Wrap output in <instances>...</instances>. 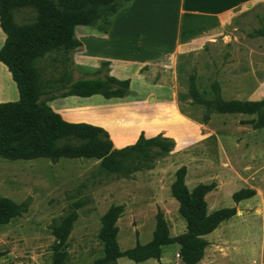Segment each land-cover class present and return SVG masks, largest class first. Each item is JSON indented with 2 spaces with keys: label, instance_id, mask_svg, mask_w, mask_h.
Returning a JSON list of instances; mask_svg holds the SVG:
<instances>
[{
  "label": "rangeland",
  "instance_id": "obj_1",
  "mask_svg": "<svg viewBox=\"0 0 264 264\" xmlns=\"http://www.w3.org/2000/svg\"><path fill=\"white\" fill-rule=\"evenodd\" d=\"M47 1L61 10L68 0ZM41 2L45 0H19L12 8L15 23H35ZM125 3L113 0L99 10L91 26L109 28L114 11ZM263 25L264 2L238 10L218 33L175 55L172 67H143L147 81L155 84L147 96L107 104L91 98L94 102L89 107L95 111L90 119L108 130L115 145L132 142L141 131L146 137L161 133L175 140L174 149L151 169L125 178L100 170L101 158L96 157L0 156V196L24 207L21 215L0 224V264H52L56 247L67 253L63 264H93L103 256L98 234L101 217L111 206L121 207L116 220L121 250L152 238L158 209L168 221L171 236L184 233L186 222L170 190L175 171L182 165L187 168L185 184L190 190L199 183L214 184L205 194L208 211L236 208L233 217L205 235L209 244L198 264H264V125L255 124L259 114L214 112L202 123L203 106L189 96L182 102L177 96L178 91L188 93L191 76L197 91L208 97L215 95L214 82L225 101L251 100L260 86L264 95V36L254 33ZM180 54L186 55L180 59L182 71L178 70ZM34 67L41 81L48 82L46 89L58 87L59 78L81 76L73 63L55 52L36 59ZM9 97L0 88V100ZM242 188L256 193L234 202L232 194ZM65 227L68 232L61 241L59 234ZM178 251L179 245L171 243L163 246L159 259L136 263L119 257L116 264H183Z\"/></svg>",
  "mask_w": 264,
  "mask_h": 264
},
{
  "label": "trees",
  "instance_id": "obj_2",
  "mask_svg": "<svg viewBox=\"0 0 264 264\" xmlns=\"http://www.w3.org/2000/svg\"><path fill=\"white\" fill-rule=\"evenodd\" d=\"M131 0H126L128 4ZM19 0H0V27L6 34L0 47V61L12 74L19 92L16 101L0 103V156L7 159H31L37 157H96L101 158L100 170L118 177L129 178L134 172L151 169L158 159L168 155L175 147V140L161 133L146 137L141 131L136 141L121 148H113L108 130L85 122H69L55 112L46 101L48 97L101 94L106 98L123 97L129 92V79H118L108 73V62L90 72L89 77L75 79L61 78L58 87L46 89L41 81L34 61L51 53H59L72 63L71 54L80 41L75 37L77 24L93 25L99 18V10L109 7L113 0H68L64 9H56L45 0L38 4L40 17L35 23L18 25L13 20L12 8ZM115 14L118 11H114ZM111 23V22H110ZM108 23V25H110ZM107 31L108 27H99ZM264 36V25L254 31ZM179 55L178 70H183ZM69 89L63 92V89ZM50 91H60L48 95ZM219 85L213 83L212 97L200 93L195 88L194 77H190L188 93L178 91V100L188 96L205 113L202 123H207L212 113H258L256 125H264V99L222 100ZM210 95V94H209ZM187 168L180 166L171 183V195L178 201L179 214L186 222V231L171 236L169 224L161 209L155 214V228L152 238L146 243L121 250L117 241L116 220L120 206H111L101 217L99 238L103 244V256L93 264H116L119 257L141 263L147 259H159L163 246L171 243L179 245L178 255L183 264H198L209 244L205 235L215 230L223 221L236 214L235 206L208 211L205 194L214 187L213 183H199L191 190L185 184ZM252 188H242L232 194L234 202L255 195ZM24 207L11 199L0 196V224L21 215ZM65 227L59 237L61 241L68 232ZM67 253L55 248L52 264H63Z\"/></svg>",
  "mask_w": 264,
  "mask_h": 264
},
{
  "label": "crops",
  "instance_id": "obj_3",
  "mask_svg": "<svg viewBox=\"0 0 264 264\" xmlns=\"http://www.w3.org/2000/svg\"><path fill=\"white\" fill-rule=\"evenodd\" d=\"M260 2L264 0H131L114 15L107 31L77 24L74 34L81 44L73 50L71 57L73 66L81 72L79 77L91 76L90 72L107 61L110 75L129 79V92L123 97L110 98L98 93L55 96L48 97L46 103L69 122L103 127L100 122L90 119V113L95 111L89 107L94 102L92 97L107 104L134 95L147 96L155 84L147 81L148 74L142 71L143 67L149 70L172 67L175 55L197 47L206 37L218 33L238 10ZM5 38L0 27V47ZM0 70L4 79L0 88L10 93V97L1 99L0 103L16 101L19 98L16 82L1 61ZM260 88L253 92L251 100L264 96ZM139 133L132 142L122 146L113 143V146L120 148L134 143Z\"/></svg>",
  "mask_w": 264,
  "mask_h": 264
}]
</instances>
